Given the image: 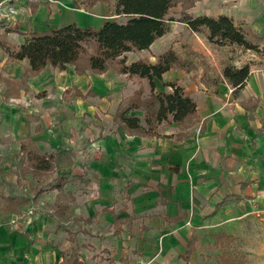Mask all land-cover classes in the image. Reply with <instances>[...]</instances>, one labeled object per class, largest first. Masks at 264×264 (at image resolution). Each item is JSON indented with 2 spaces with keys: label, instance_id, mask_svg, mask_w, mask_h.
I'll return each instance as SVG.
<instances>
[{
  "label": "crops",
  "instance_id": "obj_1",
  "mask_svg": "<svg viewBox=\"0 0 264 264\" xmlns=\"http://www.w3.org/2000/svg\"><path fill=\"white\" fill-rule=\"evenodd\" d=\"M251 1L200 0L188 12L192 16L225 15L236 26L238 16L249 17L245 22L259 33L253 31L250 34L261 40L264 38V11L258 10L259 22L254 23L250 15L255 18L257 11L252 5H255L256 0L253 4ZM22 2L29 8V20L27 23H18L15 31H6V43H0L1 49L2 46L17 48L31 32L46 31L68 23L98 28L111 17L102 1L88 9L75 5L73 0ZM181 24L188 32L187 48L198 54V58L178 55L179 59L189 63V69L172 68L162 75V81L156 80L155 85L158 92H170L171 89L163 86V82L177 81L184 93L196 104L192 125L186 129H180L175 124L161 125L160 135L150 137L128 135L115 124L118 131L114 154L130 158L131 162L130 188L135 192L133 196L136 195L133 198L136 204L134 210L132 209L133 214L138 217L146 212V215H152L154 219L172 225L169 230L162 229L156 236L158 239L149 245L141 242L136 244L142 262L152 260L151 264H186L182 257L196 228L222 230L248 238L249 230L254 226L259 230L257 234L262 239L260 241H264V222L257 221L248 214L251 199L264 201L263 61L257 55L249 53L250 50H244L241 56L237 54L230 57V51L237 50L236 45L217 46L208 41L206 31L193 33L184 23ZM170 32L171 26L148 49L131 51L142 53L140 57L130 59L129 52L125 53L128 62L138 59L152 64L157 62L160 54L168 49L173 50L170 46L159 45V42L164 44V38ZM8 58L5 54L4 59ZM14 61H18L17 66L23 64V74L31 76L29 84L50 76L61 92L72 88L75 102L86 100L91 92L90 94L116 99L115 111L139 87L143 88L144 95L149 91L145 79L117 74L111 68L102 74L89 71L76 74L72 65H68L63 71L46 66L39 73L30 74L27 72V59ZM228 64L236 68L249 64L248 77L237 92L221 73V67ZM122 92L125 95L121 98ZM132 113L140 117L137 111ZM54 149L70 154L68 149ZM58 170L61 171L59 168ZM67 171L73 175L71 177L82 179L81 175L72 173V170ZM70 211V219H74L71 207ZM114 215L122 218L124 222L131 219L118 216L114 212L111 214L112 224ZM90 218L91 215H88V219H83L89 223ZM56 221L57 227L68 222H60L58 219ZM36 232L37 227L25 221L19 225L0 224V264H59L62 258L57 262L50 261L51 248L48 245L46 249L35 240ZM152 252H155V261L149 256ZM172 254L175 260L170 261Z\"/></svg>",
  "mask_w": 264,
  "mask_h": 264
},
{
  "label": "rangeland",
  "instance_id": "obj_2",
  "mask_svg": "<svg viewBox=\"0 0 264 264\" xmlns=\"http://www.w3.org/2000/svg\"><path fill=\"white\" fill-rule=\"evenodd\" d=\"M75 3L83 9L90 8L87 7L89 0H76ZM104 3L110 19L124 20L112 15L115 0ZM254 3L252 7L257 12L255 18L250 17L258 24V10L264 11V0ZM6 7L7 15L0 17L1 44L6 43V31H15L18 23L29 20V8L22 0H10ZM179 12L180 5L171 9L168 15L173 19L168 23L171 32L164 38V44L159 42V45L172 47L177 55L198 58V54L187 48L188 32L178 21ZM248 19L238 16V27L241 26L248 39L258 45L257 52L249 53L260 57L264 66V38L259 40L250 34L258 32L245 22ZM236 49L230 51V57L245 52L241 47ZM5 54L0 48V224L19 225L25 221L37 227L35 240L46 249L50 246V261L53 262L76 250L83 264H151L152 260L142 262L136 244L149 245L158 239L156 236L162 229L169 230L172 225L156 220L146 212L138 217L132 212L136 207L133 200L136 195L133 196L135 192L130 188V158L114 154L118 128L113 116L117 100L90 92L86 100L75 102L72 88L61 92L50 76L29 84L31 76L23 74V64L17 66L18 61L5 60ZM140 55L142 53L129 52L128 58ZM124 95L122 92L120 97ZM137 113L142 117L141 111ZM55 147L70 151L62 156L57 167L82 176L81 180L68 178L64 186L61 195L69 200L76 220L71 218L60 224L61 227L56 226L52 209L57 198L52 184L56 172L60 171L34 173L27 160L29 153H54ZM36 188L42 192L34 197ZM9 198L17 203L10 213L4 211ZM114 212L131 218L122 224L117 235L111 217ZM88 215H91L89 223L83 219H88ZM251 228L248 238L211 228L194 229L195 251L189 255L186 264H264V241L258 237L259 230L254 226ZM66 229L75 242L70 241ZM149 256L154 260L155 252ZM170 256V261L175 260L174 254Z\"/></svg>",
  "mask_w": 264,
  "mask_h": 264
},
{
  "label": "trees",
  "instance_id": "obj_3",
  "mask_svg": "<svg viewBox=\"0 0 264 264\" xmlns=\"http://www.w3.org/2000/svg\"><path fill=\"white\" fill-rule=\"evenodd\" d=\"M76 0H73L74 4ZM109 0H89L91 7L96 2ZM200 0H115L113 14L116 18L107 19L100 27H81L75 23H68L58 28L41 32H31L17 48L2 46L3 51L12 60L27 59L30 74H37L46 66L63 71L68 65L74 66L76 74L87 71L102 74L108 68L117 74L128 77L145 79L148 93L144 95L142 87L136 89L131 97L117 107L113 121L128 135L159 136L161 125L175 124L180 129H186L193 123L196 104L186 95L177 81L163 82L170 92L156 91L155 81H162V75L172 68L189 69V63L179 59L174 50L168 49L158 56L155 63L138 59L128 62L125 53L141 51L168 31V23L173 20L168 17L172 8L180 5L179 22L184 23L193 33L206 31L208 41L217 46L236 45L244 50L257 52L258 45L247 38L246 33L233 20L225 15L217 17L207 15L192 16L188 10ZM223 78L234 87L237 92L241 89L249 74V64L239 68L225 65L221 69ZM80 95V93H77ZM141 111L142 118L133 114ZM63 154L56 149L54 153H29L32 172L43 173L58 170L57 163ZM73 176L70 171L56 172L52 188L58 192L57 200L53 204V212L58 221L66 222L72 216L69 201L61 195L67 178ZM42 190L34 189L33 196H38ZM73 198L70 197V200ZM4 206L5 212L14 210L17 203L8 199ZM76 219H73L75 221ZM88 222V220H87ZM122 218L114 215V233L120 232ZM71 242L75 238L66 229ZM195 237L187 245L183 256L187 260L195 250ZM59 264H83L76 250L62 257Z\"/></svg>",
  "mask_w": 264,
  "mask_h": 264
},
{
  "label": "built area",
  "instance_id": "obj_4",
  "mask_svg": "<svg viewBox=\"0 0 264 264\" xmlns=\"http://www.w3.org/2000/svg\"><path fill=\"white\" fill-rule=\"evenodd\" d=\"M10 0H0V17L7 15V4ZM10 12H13L10 10ZM249 211L248 214L251 215L254 219L260 222H264V201H259L257 199H251L249 201Z\"/></svg>",
  "mask_w": 264,
  "mask_h": 264
}]
</instances>
